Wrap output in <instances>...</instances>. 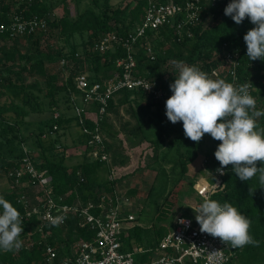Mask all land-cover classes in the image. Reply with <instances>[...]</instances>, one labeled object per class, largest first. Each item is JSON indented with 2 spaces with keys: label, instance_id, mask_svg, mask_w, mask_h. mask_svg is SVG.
Instances as JSON below:
<instances>
[{
  "label": "trees",
  "instance_id": "obj_1",
  "mask_svg": "<svg viewBox=\"0 0 264 264\" xmlns=\"http://www.w3.org/2000/svg\"><path fill=\"white\" fill-rule=\"evenodd\" d=\"M91 1L93 5L82 11L77 6L75 15L64 13L51 18L50 14L53 13L54 8L43 0H0V24L9 23L16 13H22L24 18L38 15L47 20L45 30L17 38L10 37L7 32H0V139H6L9 146V150L0 147V170L5 171L12 185L8 189H0V195L11 202L21 214L24 232L20 239L29 237L32 241L30 244L23 243L19 251H0V264H39L40 262L48 264L46 247L49 245L57 250L58 255L55 260L57 264L63 257L71 256L73 246L77 242L91 241L95 237V231L83 225L80 217L71 214L68 220L57 225L44 223L41 231L43 236L37 238L36 235L40 231L39 219L36 216L28 217L25 206L21 202L23 195L28 196L29 186L37 185L36 181L28 174H24L19 181L15 175H12V172L21 166L26 152L20 146L26 138L21 136L18 139L22 124L28 116L41 109H37L36 105L33 106V98L37 101L40 99V95L35 93L39 87L35 83L30 85L27 82V76H41L45 79L46 88L44 89L47 90L45 96L49 98L50 107L59 106L57 93L66 92L68 101L71 100V93L80 95L75 83V78L80 73L87 74L92 81L109 78L115 70L120 69L117 67V60L124 55V50L118 48L101 52L96 44L108 34L128 35L133 32L143 20L147 2L131 0L124 7H114L111 0H104L102 3L100 0ZM162 1L184 3L186 0ZM230 2L231 0L209 3L203 8L200 12V21L188 26L192 32L191 36L184 32L179 40L176 26L168 24L155 33L152 40L153 54H148L145 46L138 47L135 75L159 81L166 91L162 100H154L150 94L141 90L125 89L109 100L108 115L112 113L120 119L121 107L128 105V112L136 119L135 130L126 128L127 124L122 125V130L131 136L152 141L156 150H159L167 135H176L169 144L168 152L173 149V146L175 147L173 170L179 169V177L165 198L179 190L185 192L193 190L194 184L191 188L184 189L183 180L189 171V165L198 158L199 153L206 152L205 172H201L202 176L209 175L208 178L213 180V174L220 168L214 156L219 141L205 134L199 143L193 142L185 137L182 122L173 124L167 119L165 102L172 95L170 84L175 80V70L170 63L172 60H182L189 65L194 64L213 79H224L230 83L231 75L217 78L211 73L215 67L225 63L228 51H239L240 64L237 69L239 82L241 84L248 82L253 85L251 95L258 99L256 109L264 110V60L250 61L246 56L247 47L243 39L254 25L247 18L238 25L230 16H226L224 9ZM77 33L82 36L88 35L87 39L81 43L82 52L75 44L67 51L60 43L53 42L56 37L69 38ZM23 43L30 45L31 49L23 50L21 47ZM64 59L68 62L65 66L62 65ZM66 70H69L68 77L63 85H59V77ZM39 90L43 89L39 88ZM259 97H261L260 105ZM143 101L147 102L149 107L155 104L164 111L166 116V119L156 127L158 133L155 138L149 137L148 129L152 125L145 120ZM135 104L138 108H135ZM92 109L98 110L96 106ZM156 114L160 115V110ZM108 115L100 120L102 129L107 135H115L114 125L110 123ZM86 122L91 128L95 126L91 120ZM71 125H79L76 115L66 117L65 114L59 113L58 116H51L49 123L40 126L37 132L42 155H32L31 158L39 170H46L52 175V193L56 199L64 196V201L70 204L78 200L84 204L90 200L97 203L105 194L114 195L117 179L109 180L108 176L106 178L103 176L105 171L108 173L109 167L105 162L94 160L89 156L91 147L86 143L84 135L81 133L79 136L81 143L85 145L83 158L76 164L66 162L68 145L62 144L61 147L64 149L57 152L55 143L45 146L41 140L44 134L54 131L55 126L58 129H65ZM258 125L264 127V116L258 118ZM207 144H210V147H207ZM12 145H15V149L11 148ZM107 146L113 154H117L120 149V146L114 148L109 142ZM167 153L162 159L167 158ZM155 161H159L158 155ZM224 170L226 172L225 187L213 198L221 204L226 201L231 203L246 216L251 221L250 234L259 241V246L246 245L227 264H264V188L259 184V174L248 181H241L235 176L231 165ZM166 186L165 181L161 191L153 198L157 204L159 198L164 196ZM192 212L193 210L189 208L186 214ZM166 233L162 230L156 231L155 227H152V230H145L139 225H131L129 231L123 235L124 249L131 250L139 243H145L147 248H155ZM152 255V252L140 253L136 255V258L138 262L143 263Z\"/></svg>",
  "mask_w": 264,
  "mask_h": 264
},
{
  "label": "built area",
  "instance_id": "obj_2",
  "mask_svg": "<svg viewBox=\"0 0 264 264\" xmlns=\"http://www.w3.org/2000/svg\"><path fill=\"white\" fill-rule=\"evenodd\" d=\"M146 1L143 20L133 32L128 35L108 34L96 44L101 52L118 48L124 50V55L117 60V67L120 69L115 70L109 78L101 80L92 81L85 73H80L75 78L82 103L78 104L75 100V115L78 117L79 127L86 143L91 147L89 156L108 165L109 180L116 179L117 169L112 163L106 135L100 123V120L108 115L109 100L124 89L147 92L154 100H162L166 95L159 81L135 75L138 47L145 46L148 54H153L152 40L155 33L168 24L176 26L179 40L184 32L191 36L192 32L188 26L200 21L201 10L209 3L215 4L226 0H186L184 3ZM46 28V18L38 15L24 18L22 13L14 14L9 23L0 24V32H7L12 38ZM239 56L240 53L237 50L228 51L225 63L215 67L211 74L217 78L231 75L230 83L235 86L242 85L237 74L240 64ZM67 63L66 59L62 60L63 66ZM252 90L253 87H250V94ZM94 106L98 110H93ZM87 120L93 121L95 126L93 128L88 126ZM224 173H226L225 170ZM24 174L31 176L39 188L35 199H29L23 195L21 202L25 206L28 217H38L40 231L44 223L52 224V219L56 217H60L59 223H62L68 220L71 214H75L80 217L83 225L89 226L96 233L91 241L77 242L73 246L71 256L63 257L57 264H227L238 251L246 247L232 248L225 245L219 238L202 233L193 211L191 214L177 216L174 227L163 235L157 247L147 248L137 244L133 249L126 250L123 235L129 231L135 215L125 210L124 202L119 198L116 189L114 195L105 194L97 203L90 200L84 204L78 200L70 204L64 201V196L56 199L52 193V175L46 170H39L28 151L22 158L21 166L12 172L17 181ZM224 175L216 172L213 174V180L204 176L198 177L193 188L200 200L192 207L202 203L205 195L214 199L213 196L225 187ZM181 219L190 223H180ZM147 252H152V257L146 262H138L136 255ZM57 255L54 247L51 245L46 247L48 264H55Z\"/></svg>",
  "mask_w": 264,
  "mask_h": 264
},
{
  "label": "clouds",
  "instance_id": "obj_3",
  "mask_svg": "<svg viewBox=\"0 0 264 264\" xmlns=\"http://www.w3.org/2000/svg\"><path fill=\"white\" fill-rule=\"evenodd\" d=\"M224 14L238 25L246 18L250 20L254 27L243 37L246 56L250 61L264 60V0H231ZM170 63L175 80L170 84L172 95L165 102L167 119L173 124L182 122L185 137L193 142L199 143L205 134L220 142L214 153L220 175L231 165L241 181L259 174V184L264 188V127L258 125L264 110L256 109V99L249 92L253 85L246 82L235 86L224 79H213L182 60ZM190 208L202 233L232 248L259 246L250 234L251 221L231 203L221 204L205 195L202 203ZM60 220L56 217L51 223L57 225ZM180 223L190 222L181 219ZM23 232L20 212L0 195V251H19Z\"/></svg>",
  "mask_w": 264,
  "mask_h": 264
},
{
  "label": "rangeland",
  "instance_id": "obj_4",
  "mask_svg": "<svg viewBox=\"0 0 264 264\" xmlns=\"http://www.w3.org/2000/svg\"><path fill=\"white\" fill-rule=\"evenodd\" d=\"M43 1L47 2L51 8H54L53 13L50 14L51 18L64 15V13L75 15L77 13V6H79L82 11L93 5L91 0H79V2H77V0ZM103 1L104 0H100V3ZM111 1L114 7H124L131 0ZM87 36V34L82 36L77 33L69 38L66 36L56 37L53 42L60 43L67 51H69L71 46L75 44L77 45L78 50L82 52L83 47L81 43L83 40L87 39ZM21 47L23 50L31 49V46H27L25 43L21 44ZM68 74L69 70L62 72L59 77V85L65 83ZM27 82L30 85L35 83L37 87L43 89L42 91H40L39 88L35 90V93L40 95L38 101L33 98V106L36 105L37 109H41L40 111L32 113L25 119V122L22 124V130L18 135V139H20L21 136H24L26 141L22 142L20 145L22 150H24V152L28 151L31 156H37L42 155L43 152L37 139L39 137L37 136L39 127L44 126L45 123H49L51 116H57L59 113L65 114L66 117L75 116V100L77 102L79 101L80 104L82 103L80 101V95L77 96L73 92L70 94L71 100L68 101L66 92H60L57 93L56 96L59 100V106L50 107L49 98L45 96L47 91L44 89L46 88L45 79L41 76H27ZM258 104H261V97H259ZM142 106L145 113V120L152 125L151 128L148 129L149 137L155 138L158 133V129L156 128L157 125L162 120L166 119L164 111L159 109L155 104H152L149 107L148 103L144 101L142 102ZM135 108H138L137 105ZM159 110L160 115L156 114ZM120 112V119H117L112 113H109L107 116L110 123L114 125L115 135L105 134L107 142L112 144L114 148L120 146L117 154L110 152L112 163L117 169L116 192L119 198L124 202L125 210L133 212L135 215V220L132 225H139L145 228V230H152V227H155L156 231L162 230L163 232H168L174 227L177 216L180 214H186L187 210L200 200L199 196L196 195L194 188L187 192L179 190L165 198L179 177V169L173 170V167L175 166L173 161L175 147L173 146V149L168 152L169 144L174 140L176 135H167L159 150H156L152 141L143 139V137L131 136L122 130L123 124L128 125H126V128L135 130L136 119L128 112V105L122 106ZM81 133L82 131L79 125H71L65 129L56 128L54 131L44 134L41 140L45 146L55 143L57 145V152L64 149L61 147L62 144L68 145L69 147L66 150V162L68 164H76L82 160L83 151L85 149V145L80 141L79 136ZM56 139L58 140L55 142ZM120 142L121 145H119ZM0 143L2 149L9 150L6 139H0ZM206 146L210 147V144H207ZM11 148L15 149V145H12ZM165 153H167V158L162 159ZM205 153V151L199 153L198 158L189 165V171L183 180L184 189L187 190L188 187L191 188L196 179L202 176L201 172H205ZM157 155L159 157L158 162L155 161ZM163 170L165 171L163 172ZM103 176L105 178L108 176L107 171L103 173ZM165 181L167 189L164 196L159 198L157 204V201L153 200V198L161 191ZM10 186L12 185L7 174L4 170H0V189H8ZM38 191L39 188L37 185L29 186V194L27 197L29 199H35L39 193ZM164 198L165 201L163 202ZM37 231L39 230L37 229ZM36 236L37 238H40L43 236V233L39 231ZM22 241L26 244L32 243L29 237L23 238ZM144 244L139 243V245ZM39 264L44 263L40 262Z\"/></svg>",
  "mask_w": 264,
  "mask_h": 264
},
{
  "label": "crops",
  "instance_id": "obj_5",
  "mask_svg": "<svg viewBox=\"0 0 264 264\" xmlns=\"http://www.w3.org/2000/svg\"><path fill=\"white\" fill-rule=\"evenodd\" d=\"M125 133V132H124Z\"/></svg>",
  "mask_w": 264,
  "mask_h": 264
}]
</instances>
